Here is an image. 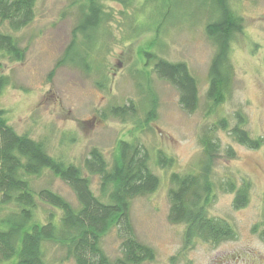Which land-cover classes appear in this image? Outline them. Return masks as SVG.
Returning <instances> with one entry per match:
<instances>
[{
    "label": "rangeland",
    "instance_id": "1",
    "mask_svg": "<svg viewBox=\"0 0 264 264\" xmlns=\"http://www.w3.org/2000/svg\"><path fill=\"white\" fill-rule=\"evenodd\" d=\"M107 20L90 35L74 36V28L86 11L87 0H36L33 20L12 32L24 50L19 61H2L1 72L9 84L0 93V108L14 130L44 143L47 152L65 162L82 165L91 147L101 149L108 161L119 139H138L152 152L151 168L159 186L131 201L130 220L136 238L150 246L153 260L142 264H264V144L251 149L235 142L218 129L221 150L231 146L233 158L221 155L213 179L227 176L236 185L248 182V201L232 206L233 193L216 189L209 214L226 219L235 237L218 243L195 240L184 244V225L168 220L169 174L196 172L202 159L199 136L204 128L241 111L245 129L252 137L264 138V0H227L241 18L242 28L231 41L229 58L234 70L232 91L213 111L205 97L208 68L215 46L206 25L216 18L211 0H101ZM83 6V7H82ZM88 65L65 58L72 40ZM145 51L169 61H184L198 81L199 104L187 112L178 101L177 90L153 71ZM80 57V56H79ZM132 104L131 117H114L110 107ZM154 119L144 124L149 108ZM105 112V115H104ZM174 158L171 167L155 163L156 150ZM98 193V177L89 176ZM48 186L76 205L70 187L48 173L34 181ZM12 205L0 204V217ZM39 205L37 216L46 218ZM110 258L119 255L114 231L102 239ZM46 264H74L62 248L45 244ZM0 264H5L0 262Z\"/></svg>",
    "mask_w": 264,
    "mask_h": 264
},
{
    "label": "trees",
    "instance_id": "2",
    "mask_svg": "<svg viewBox=\"0 0 264 264\" xmlns=\"http://www.w3.org/2000/svg\"><path fill=\"white\" fill-rule=\"evenodd\" d=\"M101 0H87L86 11L73 32L84 34L88 41L92 32L107 20ZM126 2L128 0H115ZM216 18L206 25V33L215 46L208 68L205 97L211 109L221 105L232 91L234 70L229 51L233 36L241 31L242 20L230 9L227 0H211ZM36 0H0V93L9 84L8 76L1 72L2 61L22 60L24 50L12 32L28 25L34 17ZM83 7V6H82ZM74 39L69 44L63 60L88 65L81 57ZM153 71L168 81L178 93L182 109L193 112L199 104V86L195 76L184 61H169L145 51ZM80 56V57H79ZM108 114L114 117H131L132 104L115 105ZM105 115V112H104ZM151 106L144 124L154 119ZM231 125L226 117L218 118L199 136L202 151L200 166L196 172L169 174L168 220L184 225V244L195 240L218 243L235 237V230L224 218L209 214L208 207L215 199L216 189L233 193L232 206L239 208L248 201V182L236 185L227 176L214 181L215 163L221 152L227 158L235 156V150L226 146L221 150L218 129L225 130L237 143L255 149L264 144V138L252 137L245 129V115L233 114ZM155 163L161 168L171 167L174 158L162 150H156ZM152 152L136 138L119 139L108 161L101 149L91 147L82 165L65 162L49 154L40 140L26 133H18L8 124L5 112L0 108V204L12 205L0 217V262L5 264H46L45 244L62 248L65 258L74 264H142L154 259V250L140 242L130 220V206L134 197L153 192L160 183L151 168ZM46 173L59 178L73 191L77 204L48 186H36L34 181ZM98 177V193L92 188L89 176ZM58 210H47L46 218L37 216L39 205ZM114 231L119 239V255L110 258L102 247L103 237ZM264 241V227L259 231Z\"/></svg>",
    "mask_w": 264,
    "mask_h": 264
}]
</instances>
